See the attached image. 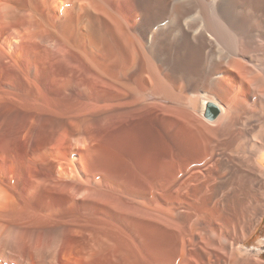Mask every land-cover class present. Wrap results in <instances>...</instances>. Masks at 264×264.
I'll list each match as a JSON object with an SVG mask.
<instances>
[{
    "label": "bare ground",
    "instance_id": "bare-ground-1",
    "mask_svg": "<svg viewBox=\"0 0 264 264\" xmlns=\"http://www.w3.org/2000/svg\"><path fill=\"white\" fill-rule=\"evenodd\" d=\"M256 1L163 0L159 17L139 26V9H131L132 31L128 27L123 38H132L140 51L129 48L130 61L142 53L143 62L138 75L119 83L120 94L131 95L117 103L130 107L123 116H133L127 138L145 144L151 124L146 113L162 110L168 114V126L175 128L171 134L179 136L176 143L183 148L176 149L184 154V165L171 169L162 164L153 192L138 196L132 194L139 187L126 184L120 189L121 184L107 179L105 172L119 175L117 161L110 153L95 152L87 137L74 141L59 131L50 135L49 130L37 136L33 148L0 144V264H152L160 250H171L172 263L182 254L180 264H264L262 252L243 247L264 212V0ZM241 12L253 15L242 18ZM63 13L100 20L93 0H0V58L50 54L55 39L50 16ZM121 19H113L115 29ZM170 39L177 45H197L204 69L195 91L204 93L185 95L183 78L163 67L164 55L157 56L153 47ZM2 98L0 92V104ZM192 98L194 111L203 119L190 112ZM209 104L219 109L214 119L206 115ZM10 114L0 117L1 138L23 130L19 116ZM204 120L219 124L210 126ZM139 147L144 154L145 148ZM100 172L106 178L97 179Z\"/></svg>",
    "mask_w": 264,
    "mask_h": 264
},
{
    "label": "rangeland",
    "instance_id": "rangeland-1",
    "mask_svg": "<svg viewBox=\"0 0 264 264\" xmlns=\"http://www.w3.org/2000/svg\"><path fill=\"white\" fill-rule=\"evenodd\" d=\"M238 1H246L249 4L257 3L256 0ZM93 2L96 4L97 9L99 10V22H95V17L89 16L87 14H82V17L80 19L77 17L76 13L72 15L63 13L57 18L53 15L50 16V35L55 38L53 40V44H50V54L40 55L34 53H24V55L26 56L20 55V57L18 56L19 58L15 57L16 60L11 57H7L6 60L4 57L0 58V63H2L1 66L3 68L0 72V85L3 86L0 87L2 88L0 89V92L2 93L3 97L1 99L2 103L0 104V117L3 114L9 116L12 115L10 113L17 114L20 121V124L18 122V126L20 128L23 127L21 133L19 132L18 134H14L13 136L11 135L7 138L3 137L5 139L4 141L3 138L0 137V144L2 148H10L13 143L17 145L19 144L18 146L15 145L16 148H33L36 146V143L38 141L37 136H39L41 132H48L49 130L50 135L59 131L66 136H72L71 139H73L74 141L80 138V136H84L85 138L87 137L88 144H92V149L94 148V151L95 149L99 150H96L95 152H99L105 155H108V153H110L111 156H114V161H117L114 164V166L117 167L115 168V171L117 173L115 171L113 173H116V175H118L119 173L118 176H120V178L118 176H115V174L111 175L105 172L109 181L121 184L118 185V187H121L120 189H123V187L127 185L129 187L131 185L139 187L140 191H138L137 189L135 191V194L134 192L132 194V192L128 191L132 195L138 194V196H140V192L142 193L144 191L145 193L149 194L150 192H153L155 188V184L158 181V179L156 178L157 174L159 173L158 171L162 170V168L164 167L163 165L168 163L171 169L176 165L177 168L184 165V162L181 163V161H183V158L185 156H183V153H179L180 151L176 149L183 147H180L176 143V141L179 139V136L174 137L172 135L175 128L173 126H168V114H166L162 110H158L157 108H154L151 110V112L149 111V113H146L151 118V124L149 127L150 134L148 136L147 142L145 144L136 142L135 140L138 141V139H135L133 136L132 138L131 136L127 138L128 133H126V131L127 128H129L128 126L130 125L131 121L133 120V116H131V118L130 116H123V113L125 111L128 112L130 107L120 104V106L122 107L121 108L117 103L118 101L120 102V100H127L131 96L130 93L120 94V91H122L123 87L122 85L119 87V85L122 83V81H128L129 77L130 80L134 78V76L138 75L143 62V57L141 56L142 53L138 54L140 51H137L135 41H133L130 37H125V39L123 38L125 35H127L126 32H128L129 28L130 31H132L133 21H131L130 11H132L131 9H133L134 6L139 9L138 13L140 14L137 17L138 19L136 20V25L139 26L141 23H143L144 20L150 22L152 20H156V17H159V5L163 2V0H124L123 3L122 0H93ZM122 4L123 7L125 6V10H122L121 12H119V14L117 13V8ZM238 14L242 18H244V16L248 17L253 15L250 13L243 16L242 12L241 14ZM121 15L123 16V18ZM116 18H122L120 21L121 23H119L120 25L118 24L116 27L117 29H115L113 24V19ZM128 21L130 22L129 25ZM138 30L134 31L137 32ZM194 45L186 42L177 45L175 41L170 39L169 42L167 41L161 46L158 44L153 47L155 54H158L159 52L157 56H161V54L164 55L166 64L163 65V67L171 70L172 74L178 75L179 78H183L182 93H185V95L189 94V97L193 93H196L197 95V93L202 94L205 92V90H200L199 92L195 91L202 81L201 71L204 69V64L201 59L200 50H198L197 45ZM129 48H132L134 51L138 52L137 55L132 57L133 60L131 58V61L130 56L128 57ZM40 56L42 57V59ZM9 58L10 60H8ZM212 99L217 100L216 98ZM217 101L221 103L219 100ZM12 102H14V104H12ZM190 102L193 108V110L191 109V111L190 108H188L190 106ZM190 102L189 100L187 102V109H189L188 111L195 113L197 117L203 119L194 111L193 98L190 100ZM17 103H20L21 106H18L20 104L17 105ZM169 103H171V101ZM15 104L17 105V109L16 107H13L16 106ZM9 105H12L10 109H8L10 107ZM201 106L200 109H202ZM95 107L97 108L94 110ZM99 107L101 109H99ZM132 107L133 106H131V110L137 108V106L133 108ZM8 111L9 114H7ZM150 114L153 116H151ZM161 114L166 118V121L168 120L165 124H162V122L164 123L165 121L164 117ZM124 115H127V113H124ZM160 117L163 120H160ZM27 118L30 121L27 120ZM204 121L210 126H217L219 124L218 123L217 125H211L206 122V120ZM23 122H25L24 124H26L27 126L23 125ZM152 124L153 126L155 125L154 128L153 126H151ZM73 125H76V129H73ZM157 125L158 127L156 128ZM164 125H167L168 127H164ZM28 126L30 128H28ZM120 128H123V131ZM27 129L29 130L27 131ZM65 130L68 133H65ZM116 130L121 131L118 134ZM51 131H53V133ZM22 132L25 135L22 134ZM114 132H116L117 134H115ZM123 132L126 134H124ZM34 135L36 136L34 137ZM25 136H29L27 138V141ZM31 137L33 139H31ZM120 138L123 140V143ZM142 145L144 146L142 147ZM139 146L145 148L144 154L143 151H140ZM129 147L132 150L129 149ZM192 147L195 148L194 146H190L188 148ZM201 147V145L198 146V148ZM204 147L205 146L203 145L202 148ZM108 148L112 153L108 152ZM117 148L120 150H118ZM104 149H107V151H104ZM133 149L137 150L135 151ZM121 150H123L125 154ZM136 153L139 155H137ZM133 159L135 162L133 161ZM136 159H139L141 162H137ZM169 159H171V161ZM262 161L264 162V158L262 159ZM123 163H125L126 165H124ZM160 163L161 165H159ZM126 166H128V168L130 167L129 170H126L128 169ZM169 166L167 167L170 168ZM122 168H126L125 170L127 171V173ZM143 168L146 169V171L149 170V172H146ZM168 168L167 170L169 171ZM132 171L135 174H138V179L136 178V175L134 177V173ZM105 173L100 172L99 174H97V179L104 176L106 178ZM120 173H124L125 175H121ZM126 174L127 178H125ZM130 174L131 176H133L130 177ZM110 175L111 177H109ZM145 175H147L148 179L145 177ZM122 176L124 178H122ZM154 178L157 180H155ZM136 179L137 181L135 182ZM145 179L148 181L146 184L143 183L146 182ZM149 183L151 185L150 188L147 186ZM141 184H144L143 186L145 187L147 186V190L145 189V187H142ZM152 186H154V188ZM151 188L153 189L151 190ZM149 197L153 199V195L150 194ZM180 207L183 208L184 206L181 205ZM157 241L158 239H155L154 242H156L157 244ZM169 245H173V242L169 241ZM243 247L253 252H262L264 258V212L261 215L260 222L256 228V232L249 236L247 242L243 245ZM171 253V250H160L159 254H155L156 257L157 255L160 256L158 257L159 260L153 257H151L150 260H157V262L155 260L153 262L151 261L152 264L154 262V264H180V260H182L183 258L182 254H178V257L176 256L175 260L172 263L171 256H169Z\"/></svg>",
    "mask_w": 264,
    "mask_h": 264
},
{
    "label": "water",
    "instance_id": "water-1",
    "mask_svg": "<svg viewBox=\"0 0 264 264\" xmlns=\"http://www.w3.org/2000/svg\"><path fill=\"white\" fill-rule=\"evenodd\" d=\"M219 114V109L215 107L213 104H209L206 108V115L210 119H214Z\"/></svg>",
    "mask_w": 264,
    "mask_h": 264
}]
</instances>
